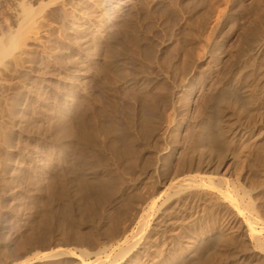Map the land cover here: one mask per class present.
Returning a JSON list of instances; mask_svg holds the SVG:
<instances>
[{"label":"bare ground","instance_id":"obj_1","mask_svg":"<svg viewBox=\"0 0 264 264\" xmlns=\"http://www.w3.org/2000/svg\"><path fill=\"white\" fill-rule=\"evenodd\" d=\"M207 8L180 45L177 84L150 85L129 120L104 114L59 137L61 194L88 229L18 264H264V0Z\"/></svg>","mask_w":264,"mask_h":264},{"label":"rangeland","instance_id":"obj_2","mask_svg":"<svg viewBox=\"0 0 264 264\" xmlns=\"http://www.w3.org/2000/svg\"><path fill=\"white\" fill-rule=\"evenodd\" d=\"M200 1L0 0V48L15 38L0 56V264L88 229L51 152L73 122L129 120L150 85L178 83L180 45L211 2Z\"/></svg>","mask_w":264,"mask_h":264}]
</instances>
